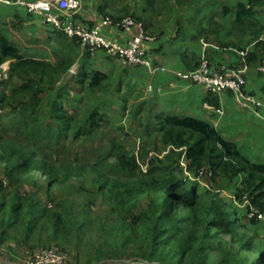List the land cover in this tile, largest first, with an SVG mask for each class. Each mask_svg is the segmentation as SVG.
Listing matches in <instances>:
<instances>
[{
  "label": "trees",
  "instance_id": "obj_1",
  "mask_svg": "<svg viewBox=\"0 0 264 264\" xmlns=\"http://www.w3.org/2000/svg\"><path fill=\"white\" fill-rule=\"evenodd\" d=\"M102 3L104 10L109 0H102ZM256 6H264V0H250L248 5L239 2L231 11L236 17L235 27L256 30L255 39H258L264 27L255 18ZM132 16L143 22L136 14ZM252 55H247L248 65ZM5 63H10L12 80H20L23 84L13 88L10 95L5 92L0 95L1 108L6 107L5 103L20 106L11 127L0 130V170L10 180L7 192L0 181V193L4 191L10 197L8 211L11 216L0 232V254L5 251V241L16 240L13 230L26 216L29 220L20 242L26 254H32L38 248L56 246L71 255L61 244H38L28 249L26 235L33 229L40 230L45 218L54 227L64 225L69 228V224L72 225L73 233L81 229L83 211L75 217L65 203L72 195L85 192V184L89 181V194L96 200L99 198L100 207H108L115 220L128 221L125 226L127 239L136 245L146 244L137 247L136 259L141 262L137 264H153L157 257H163L159 260L162 262L169 258L173 264H201L202 258L207 261L204 264H264V238L248 228L244 218L220 194L222 182L242 176V188L237 197L248 194L252 204L264 214V164L253 163L213 126L190 117L157 114L155 122L145 126L147 138H152L155 133L160 138V147L155 145L154 150L142 138L138 146L128 142L127 138L118 141L116 137L104 144L105 134L100 125L107 120L98 110L82 116L72 114L61 101L54 100L49 104L48 120L42 117L45 106L39 97L40 87L45 82L54 84L55 76L67 72L69 65L54 67L48 62L29 58L0 33V68ZM85 76L82 72L80 83L83 86ZM108 81L106 74L96 72L91 87L102 89ZM24 99H28L27 103ZM69 139L80 141L63 143ZM89 141L97 142L98 146L86 159L78 147L80 142ZM102 145L105 149L100 152ZM152 152L166 153L162 158H156L150 157ZM148 158V169L144 172L139 161ZM182 160L186 167L182 166ZM185 171L194 176L202 172L209 174L207 181L213 189L200 191L201 186L190 181ZM34 173L40 174L47 183L46 198L23 203L20 198L21 184L25 181L23 176ZM57 186L65 188L55 192ZM120 188L126 191L122 192ZM141 197L147 198L148 207L139 216H132ZM2 205L0 212L5 210V204ZM93 205L86 202L87 210L93 211L85 212V217L100 209ZM63 212L68 214L67 219ZM255 223L250 224L254 226ZM97 252V264L116 259L102 251ZM211 254L215 257L209 262Z\"/></svg>",
  "mask_w": 264,
  "mask_h": 264
},
{
  "label": "crops",
  "instance_id": "obj_2",
  "mask_svg": "<svg viewBox=\"0 0 264 264\" xmlns=\"http://www.w3.org/2000/svg\"><path fill=\"white\" fill-rule=\"evenodd\" d=\"M31 1L35 0L0 1V33L29 58L47 61L55 67L69 65L67 72L59 73L54 85L48 88L47 95L53 100L64 92L68 83L64 87L63 81H74L71 84L74 89L81 90L79 76L71 73L73 67L78 68L80 76L86 72V86L96 72H101L109 77V88L93 91L94 96L99 100L109 99L108 108L118 113L116 125L122 128L125 121L129 134L137 131L139 137L146 139L145 126L153 124L157 114L195 118L213 126L225 140L233 142L244 157L255 164H264V75L259 71L264 61V31L255 39L256 30L235 27L236 17L231 11L237 3L248 5L250 0H195L192 7L195 9L190 8L184 17L175 16L184 0H144L135 8L129 7V3L120 6L119 0H109L104 10L102 0H81L79 12L72 19L86 26L100 23L106 15L126 16L133 9V14L145 22L148 32L158 34L157 41L144 47L152 62L165 68L155 74L144 67L126 66L102 50L94 55L82 53L76 41L46 25L42 14H31L18 3ZM168 6L171 15L161 21V9ZM254 11L256 20L264 27V6H256ZM101 33L108 40L127 44L137 31L108 27L101 29ZM243 51L253 54L246 74V89L261 102L255 112L240 109L229 92L212 95L203 85L176 77V72L198 68L203 58L218 71L237 68ZM156 139L160 141L157 133L152 141ZM5 242L0 259L8 264H21L20 260L27 257H24L26 250L20 244L21 239ZM111 262L102 264H113Z\"/></svg>",
  "mask_w": 264,
  "mask_h": 264
},
{
  "label": "rangeland",
  "instance_id": "obj_3",
  "mask_svg": "<svg viewBox=\"0 0 264 264\" xmlns=\"http://www.w3.org/2000/svg\"><path fill=\"white\" fill-rule=\"evenodd\" d=\"M138 3H141V4L144 3V0H119L118 2L120 6L124 4H128L129 7L133 5L134 8L135 6L137 7L139 6ZM194 5H195V0H184V4H182V6L180 5L179 7L180 10H177V12L179 13H175V16L178 17L179 14L180 16H183L184 14L188 13L189 12L188 10L194 7ZM198 6H199V2H198ZM192 9H195V8H192ZM161 11L163 13V16L160 18L161 21L164 19L166 20L171 15L169 6L167 7V9L162 8ZM132 14H133V9L130 10V14L126 16H122L125 14L119 15L120 17L106 15L105 18H110L111 20H114V21H119L124 18H134L135 19L136 17H133ZM136 19L139 20L138 18ZM54 31H56L57 33H60L57 30H54ZM61 35L67 39L72 40L71 38H68L67 36L63 34ZM153 35L158 37V34H153ZM77 45H78V42H77ZM78 46L80 47V45ZM80 50L82 53L84 54L88 53L90 55H94L96 52L100 51L98 50V51H95L94 53H91L88 49H82L81 47H80ZM130 67H133V66H130ZM74 69H76L77 71L76 74L72 73ZM9 71H10V63H5L0 68V95L2 92H5L7 95H10L11 90L13 88H18L22 86L23 84V82L20 80H17V79L12 80L13 77L11 73H9ZM71 73L75 75V77L79 76V83H80L81 78H80L78 68L73 67L71 69ZM57 75L55 76V79ZM86 78L87 77L85 76L84 86L81 83L79 84L81 87V90L79 91L74 89V85H71L74 83V81L72 82L63 81L62 86L65 87V84L67 83L68 84L66 85L64 92L59 93L58 97L55 100L61 101L64 108L68 109L69 112L72 114L79 113L82 116L89 112H92L93 110H98L100 113L102 112V114H104L107 120L101 123L100 125L102 134H105V139L103 140L104 144H108V142H110V140L113 137H116L118 141H123L125 138H127L126 140L128 142L130 143L135 142L138 146L140 143V139L142 138L138 136L139 132L131 131L130 136H128L129 131L128 129H126V126L124 125L125 121H123L124 124H122L123 125L122 128L116 125L115 120L117 118L118 113L111 112L113 111V109L108 108L110 107L108 104L110 102L109 99L107 98V100H99L98 96H94L95 93H93V91H100L103 88L107 90L109 88V84L106 83L107 85L103 87L102 89H95L91 87V82L90 84L86 86ZM53 85L54 84L45 82V84L40 87L41 94L39 95V97L44 100V106H45L43 113H42V117L45 118L46 120H48L47 118H48V113H49V104H51L54 101L51 96L47 95V92H48V88H51ZM67 89L70 90L71 92H68ZM110 92H111V88H110L109 93ZM100 96L103 97L102 94ZM27 100L28 99H24V102L27 103ZM5 105H6L5 108L0 107V130L7 129L9 126L11 127L12 120L14 119V116L17 114V110L20 107L12 103L9 105L5 103ZM145 136H146V139L142 138V140L143 141L145 140L146 142H149L151 144L152 146L151 150H154L155 145H159L160 147L159 139H156L155 142L152 141V139H155V135L152 138H147V135L145 133ZM78 141H80V139L74 140L73 142L69 139V140L63 141V143L67 142V143L75 144ZM97 146H98L97 142H91V141L87 143L80 142V146L78 147V149L80 150L82 154L83 153L85 154L86 159H89V155L92 154L93 148ZM104 149H105L104 145H102L99 151L103 152ZM137 153H138V147H137L135 154L137 155ZM164 154L158 155L152 152L150 154V157L154 156L156 158L157 157L162 158ZM139 163L142 167V170L146 172L148 169L149 158L146 159L145 161H139ZM181 163L183 167H186V163L184 162V160H182ZM185 173L188 176L190 181L191 180L195 181L201 186L200 191L207 190L210 188L213 189L212 186L207 181L209 174L207 173L204 174L202 172L199 175L194 176L192 174H189L187 171H185ZM41 177L42 176L40 174H36V173H34L32 176L31 175L23 176V180L25 181L23 184H21L22 186L21 188L23 189H20V195H21L20 198H22L21 201L23 203L24 201H30L31 199H37V198L41 201L45 200L47 183H45L43 181L44 179ZM236 179H238V181L234 182ZM236 179H233L232 181H229L227 183L222 182L224 183V186H223V190L220 191L221 198L226 200L229 204L234 206V208L238 211V214L244 218L243 220L248 228L251 227V230H253L255 233H258L261 237L264 238V234H263L264 233V214L256 209V207L252 204V200L248 194H244L239 198L237 197L238 190L242 188L241 185H242L243 177L240 176ZM0 181H3V186L5 188V191L7 192L6 187L10 186V184L8 183L10 182V180H8L7 177H4V171L2 169L0 170ZM226 185L228 187L225 189ZM90 186L91 184L88 181L85 184V188H86L85 192L72 195L71 196L72 198L69 199L68 203H65L66 208L69 209V207H71V212L75 217H79L80 216L79 213L83 211L80 217V228L81 229H76L74 230L75 232L73 233L72 225L69 224V228H66L64 225L54 227L53 224L50 222V220L48 218H45L44 221H41L40 230L36 231L35 229H33L29 231L30 235L28 236L26 235L28 239L27 241L28 244H26L27 246H29L28 249L35 247L36 245L38 246V244L42 246L51 245V244L53 245L61 244L65 248L68 249L67 251H70L71 253L72 258L70 259V264H97L95 262L97 261L96 259L98 255L97 251H102L104 253H107L109 258H116V259H113V261L111 262L113 264H120V263H124V264L136 263L137 264V262L141 263L140 261L136 259L137 257L136 255H138L137 247H142V246H145L146 244L142 242L140 245H136L130 242V239H127L125 233L127 234L128 232L126 231L125 226L128 225V221L121 222L119 219L115 220L111 215L112 211L108 207H105L104 205L103 207H100L101 205H100L99 198H97L96 200L92 195L89 194ZM64 188H65L64 186H60V187L57 186L55 189V192L62 191L64 190ZM120 191L124 192L126 191V189L120 188ZM11 197H14V195H12ZM9 198L10 197L6 195L4 191H3V194L0 193V205L5 204V207L3 208L5 210L3 212H0V232L2 228L4 227L5 223L7 225L9 223L8 220H10L11 218L9 211H8V208L10 206ZM86 202H92L94 204L93 207L98 206L100 207V209L94 210L95 212L93 213L92 216L87 215L85 217V212L92 213L93 211V210L91 211L87 210ZM148 202L149 201L147 200V198L141 197L138 202V207L132 211V214H133L132 216H139L144 210H146L148 207ZM63 215L65 219H67L68 214L66 212H63ZM28 220L29 219L26 218V216L23 217L22 220L21 219L19 220L17 224L18 226L16 225L18 229L15 228L13 230L14 231L13 234L15 235L16 240L17 238L22 240V237L24 236V232H25L24 231L25 225L28 224L27 223ZM253 221L254 222L256 221L254 226L250 224ZM260 230L261 232H263L262 235L260 234ZM27 255L28 257L30 256L29 254H25L24 257H26ZM214 257L215 255L211 254V256L209 257V262L214 261ZM162 258L163 257L154 258L152 261L153 264H167V263L173 264V262L169 258L167 259L165 258L164 262L159 261ZM252 258H254V256H252ZM102 263L103 262H101L100 264ZM204 263H207V261L202 258L201 264H204Z\"/></svg>",
  "mask_w": 264,
  "mask_h": 264
},
{
  "label": "built area",
  "instance_id": "obj_4",
  "mask_svg": "<svg viewBox=\"0 0 264 264\" xmlns=\"http://www.w3.org/2000/svg\"><path fill=\"white\" fill-rule=\"evenodd\" d=\"M0 1L9 2L10 0ZM18 3L23 5L31 14H42L46 25L68 38L76 40L82 49H88L91 53L98 50L105 51L110 57L120 59L124 65L144 67L151 74L165 70L164 67L155 65L144 50L145 44L157 41V37L145 29L143 22L134 18H124L119 21L105 18L94 26H86L78 24L72 19L79 12L81 0H35ZM108 27H116L126 32L136 30L137 33L127 44H123L108 40L102 35L101 29ZM247 55V51L241 52L239 67L223 71L213 69L210 62L203 58L197 69L176 72V77L203 85L211 94L216 96L229 92L233 95L240 109L255 112L261 107V102L255 95L248 93L246 89V74L249 70ZM259 71L264 75V61L260 65ZM72 73L76 74V69ZM218 113L223 114V111L218 110ZM29 255V257L27 255L26 258L20 260L21 264H70L71 259L68 252H64L56 246L38 248ZM0 264L8 263L0 259Z\"/></svg>",
  "mask_w": 264,
  "mask_h": 264
},
{
  "label": "clouds",
  "instance_id": "obj_5",
  "mask_svg": "<svg viewBox=\"0 0 264 264\" xmlns=\"http://www.w3.org/2000/svg\"><path fill=\"white\" fill-rule=\"evenodd\" d=\"M72 40H74V39H72Z\"/></svg>",
  "mask_w": 264,
  "mask_h": 264
}]
</instances>
